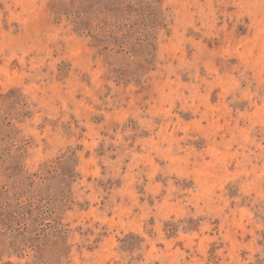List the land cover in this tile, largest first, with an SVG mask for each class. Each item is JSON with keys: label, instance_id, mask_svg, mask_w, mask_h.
<instances>
[{"label": "rangeland", "instance_id": "obj_1", "mask_svg": "<svg viewBox=\"0 0 264 264\" xmlns=\"http://www.w3.org/2000/svg\"><path fill=\"white\" fill-rule=\"evenodd\" d=\"M0 264H264V0H0Z\"/></svg>", "mask_w": 264, "mask_h": 264}]
</instances>
